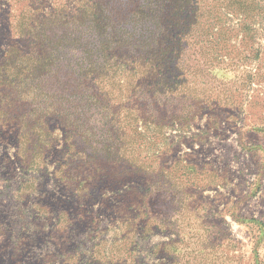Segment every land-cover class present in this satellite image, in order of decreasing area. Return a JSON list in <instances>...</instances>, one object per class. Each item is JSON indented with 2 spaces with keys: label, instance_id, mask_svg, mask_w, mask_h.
Masks as SVG:
<instances>
[{
  "label": "rangeland",
  "instance_id": "rangeland-1",
  "mask_svg": "<svg viewBox=\"0 0 264 264\" xmlns=\"http://www.w3.org/2000/svg\"><path fill=\"white\" fill-rule=\"evenodd\" d=\"M22 7L0 0V59ZM237 23L190 67L166 56V127L149 149L166 152V188L125 233L128 194L73 182L57 117L0 92V264H264V24L250 41Z\"/></svg>",
  "mask_w": 264,
  "mask_h": 264
},
{
  "label": "trees",
  "instance_id": "trees-1",
  "mask_svg": "<svg viewBox=\"0 0 264 264\" xmlns=\"http://www.w3.org/2000/svg\"><path fill=\"white\" fill-rule=\"evenodd\" d=\"M16 1L23 7L8 28L0 92L12 106L57 117L70 139L73 182L128 194L125 233L166 188V152L149 153L166 127V56L180 70L204 43L218 49L225 20L238 21L243 40L256 39L264 0ZM257 50L260 60L264 47Z\"/></svg>",
  "mask_w": 264,
  "mask_h": 264
}]
</instances>
